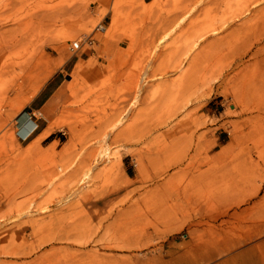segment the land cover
Returning a JSON list of instances; mask_svg holds the SVG:
<instances>
[{"label": "rangeland", "instance_id": "1", "mask_svg": "<svg viewBox=\"0 0 264 264\" xmlns=\"http://www.w3.org/2000/svg\"><path fill=\"white\" fill-rule=\"evenodd\" d=\"M263 7L0 0V65L24 67L0 98V264H264ZM23 111L38 135H17Z\"/></svg>", "mask_w": 264, "mask_h": 264}, {"label": "bare ground", "instance_id": "2", "mask_svg": "<svg viewBox=\"0 0 264 264\" xmlns=\"http://www.w3.org/2000/svg\"><path fill=\"white\" fill-rule=\"evenodd\" d=\"M246 1V0H245ZM253 2H255V1H253ZM257 2V1H256ZM260 3V2H259ZM239 5V4H238ZM253 5H255V4H252V6ZM251 6V7H252ZM237 10H238V8H236ZM240 9V8H239ZM255 10V9H254ZM254 10L253 9H249V8H247V7H245V10L243 11V12H253L254 13ZM239 11V10H238ZM241 11H239V13H240ZM257 12V11H256ZM191 13V12H190ZM247 13V14H248ZM250 14V13H249ZM256 14V13H255ZM189 15V14H188ZM237 15H239V14H237ZM244 15V14H243ZM246 16V15H245ZM252 16V15H251ZM184 17V16H183ZM185 17H186V15H185ZM236 17V16H235ZM251 18V17H250ZM252 18H254V15H253V17ZM256 20H258V19H260V21L259 22H261V24L264 22V7L262 8V9H260V10H258V13L256 14ZM184 20V19H183ZM182 20V21H183ZM235 20H236V18H235ZM234 20V21H235ZM238 20H240V19H238ZM255 20V19H254ZM180 21V20H179ZM246 21V20H245ZM233 23V22H232ZM235 23H237V22H235ZM225 24V23H224ZM223 24V25H224ZM177 25V24H176ZM175 25V26H176ZM227 26V25H226ZM217 28V27H216ZM204 30V29H203ZM225 30V29H224ZM170 31V30H169ZM168 31V32H169ZM174 31V30H173ZM215 31V32H214ZM263 32V31H262ZM212 33H217V31L214 29V30H212ZM263 34V33H262ZM262 34H261V36H262ZM164 35H166V34H164ZM202 35V34H201ZM206 36V35H205ZM168 37V36H167ZM205 38V37H204ZM263 38V37H262ZM261 38V39H262ZM200 39V38H199ZM264 39V38H263ZM159 40H161V39H159ZM157 44H160V41L159 42H157ZM190 44V43H189ZM155 46H158V45H155ZM154 46V47H155ZM194 49V48H193ZM259 49H264V44L262 45V46H260L259 47ZM186 52V51H185ZM149 59V58H148ZM183 63V62H182ZM23 65V63H18V62H13V61H7V62H4L3 64L1 63V65H0V98L2 97V98H5V95H7L8 93H10L11 91H13V90H15L16 89V86H19V84H21V83H19L18 81H16L17 79H18V77L19 76H23V68H22V65ZM148 63H147V67H144V69H143V71H142V73L139 75V77H138V79L136 78L135 79V85L137 86V93H140L141 91H142V89H143V87L146 85V83H147V72L149 71L148 70ZM176 67V66H175ZM20 70V73L18 72H15V70ZM12 72V74L13 75H11V77L9 76V79H3L2 77L3 76H5V75H9L10 73ZM11 83V88H7V85H9L8 83ZM9 87V86H8ZM132 87V86H131ZM135 97V96H134ZM139 98V97H138ZM136 100V99H135ZM133 104H135V103H133ZM121 113H123V112H121ZM125 114V113H124ZM126 118V117H125ZM119 120V119H118ZM123 120H125V119H123ZM52 121V120H51ZM61 121L62 120H60V119H56V120H54L53 122H51L48 126H47V128L44 130V132L40 135V136H38L36 139H34V140H32L28 145H27V147L24 149V154L25 155H28V154H36V152L38 153L39 151H40V147H39V142H40V140L41 139H43V138H45L46 136H48L49 135V133L53 130V129H56L57 127H60L63 123H61ZM63 122V121H62ZM123 122V121H122ZM117 123V122H116ZM119 123V122H118ZM115 125V124H114ZM114 125H112L113 127H114ZM112 126H110V127H112ZM116 127L118 126L117 124L115 125ZM115 127V128H116ZM11 128V127H10ZM10 128H8V130H6L4 133H3V138H10L11 140L13 139V134H12V130H10ZM109 130H111V129H109ZM54 131V130H53ZM109 134V133H108ZM105 144V143H104ZM103 144V145H104ZM107 146V145H106ZM102 149H103V147H102ZM107 147H105L102 151H99V155L101 156V157H103V156H107V154L109 153V152H107ZM98 153V152H97ZM111 154V153H110ZM110 156V155H109ZM107 160V159H106ZM104 161V160H103ZM102 161V162H103ZM61 168V167H60ZM56 171H58L57 169H56ZM91 171H92V168H89V169H87V170H85V172H83V174H82V176L79 178V180H78V183H77V185L79 186L80 184H82V182H84L85 180H87L88 178H89V176H90V173H91ZM58 173V172H57ZM62 173H63V170H62ZM54 176H56V175H54ZM53 176V179H55L56 177H54ZM58 177V176H57ZM74 192H76V191H78V188L76 189L75 188V190H73ZM37 213V212H36ZM33 214V213H32ZM13 220V219H12ZM253 233V232H252ZM251 233V234H252Z\"/></svg>", "mask_w": 264, "mask_h": 264}, {"label": "crops", "instance_id": "3", "mask_svg": "<svg viewBox=\"0 0 264 264\" xmlns=\"http://www.w3.org/2000/svg\"><path fill=\"white\" fill-rule=\"evenodd\" d=\"M53 91V88H51L49 91L48 89H45L43 90V93H41V95L37 96L36 101L38 109L42 108L43 104L48 100ZM15 124L17 135L23 139L38 135V131H42L45 127L43 123L34 120L32 115L28 111L26 113L24 111L21 112L17 116Z\"/></svg>", "mask_w": 264, "mask_h": 264}, {"label": "built area", "instance_id": "4", "mask_svg": "<svg viewBox=\"0 0 264 264\" xmlns=\"http://www.w3.org/2000/svg\"><path fill=\"white\" fill-rule=\"evenodd\" d=\"M105 27L102 24H98L94 27V29L88 34L80 35L76 40L71 41L69 49L72 52L79 51L83 48L92 47L95 42V34L104 32Z\"/></svg>", "mask_w": 264, "mask_h": 264}]
</instances>
